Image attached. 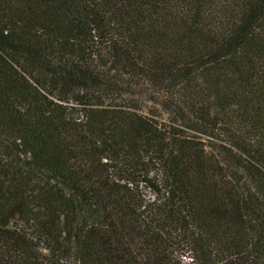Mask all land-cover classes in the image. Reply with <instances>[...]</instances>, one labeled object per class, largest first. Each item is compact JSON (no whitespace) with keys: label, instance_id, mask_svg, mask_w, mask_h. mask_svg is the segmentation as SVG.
Masks as SVG:
<instances>
[{"label":"trees","instance_id":"obj_1","mask_svg":"<svg viewBox=\"0 0 264 264\" xmlns=\"http://www.w3.org/2000/svg\"><path fill=\"white\" fill-rule=\"evenodd\" d=\"M0 264H264V0H0Z\"/></svg>","mask_w":264,"mask_h":264},{"label":"rangeland","instance_id":"obj_2","mask_svg":"<svg viewBox=\"0 0 264 264\" xmlns=\"http://www.w3.org/2000/svg\"><path fill=\"white\" fill-rule=\"evenodd\" d=\"M161 122H165V119L162 120ZM182 131L186 134H190V135H196V136H202L203 139H208L205 135H202L201 133H199L198 130H195L194 128H186V127H183L181 128Z\"/></svg>","mask_w":264,"mask_h":264},{"label":"built area","instance_id":"obj_3","mask_svg":"<svg viewBox=\"0 0 264 264\" xmlns=\"http://www.w3.org/2000/svg\"><path fill=\"white\" fill-rule=\"evenodd\" d=\"M189 261V260H188Z\"/></svg>","mask_w":264,"mask_h":264}]
</instances>
